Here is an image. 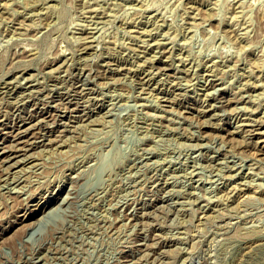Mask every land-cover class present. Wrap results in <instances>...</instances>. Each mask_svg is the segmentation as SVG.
Returning <instances> with one entry per match:
<instances>
[{
	"label": "rangeland",
	"instance_id": "1",
	"mask_svg": "<svg viewBox=\"0 0 264 264\" xmlns=\"http://www.w3.org/2000/svg\"><path fill=\"white\" fill-rule=\"evenodd\" d=\"M0 128V264H264V0H0Z\"/></svg>",
	"mask_w": 264,
	"mask_h": 264
},
{
	"label": "bare ground",
	"instance_id": "2",
	"mask_svg": "<svg viewBox=\"0 0 264 264\" xmlns=\"http://www.w3.org/2000/svg\"><path fill=\"white\" fill-rule=\"evenodd\" d=\"M166 66H167V64H166ZM160 67H161V66H160ZM162 68H163V67H162ZM163 69H164V68H163ZM161 70H162V69H161ZM78 75H79V74H78ZM78 80H79V79H78ZM78 82H79V81H78ZM74 87H76V86H74ZM82 87H83V86H82ZM8 88H9V87H8ZM76 89H77V88H76ZM80 90H82V89H80ZM16 91H17V90H16ZM74 91H75V90H74ZM78 91H79V90H78ZM20 92H21V91H20ZM72 92H73V91H72ZM11 93H12V92H11ZM60 93H61V92H60ZM70 93H71V92H70ZM77 93H79V92H77ZM82 93H83V91H82ZM57 94H58V93H57ZM64 94H65V92H64ZM73 94H74V93H73ZM75 94H76V93H75ZM83 94H84V93H83ZM9 95H10V94H9ZM62 95H63V94H62ZM65 95H66V94H65ZM57 96H59V95H57ZM67 96H68V95H67ZM63 97H64V96H63ZM65 97H66V96H65ZM77 97H78V96H77ZM80 97H81V96H80ZM57 98H58V97H57ZM60 98H62V97H60ZM75 98H76V97H75ZM54 99H56V98H54ZM51 100H52V99H51ZM62 100H63V99H62ZM62 100H61V102H62ZM69 100H70V99H69ZM67 101H68V99H67L65 102H67ZM55 102H56V101H55ZM59 102H60V101H59ZM72 102H73V100H72ZM62 103H63V102H62ZM75 103H79V102H77V100H76ZM60 104H61V103H60ZM60 104H59V105H60ZM68 104H69V102H68ZM59 105H58V106H59ZM65 105H66V104H65ZM20 109H22V108H20ZM68 109H69V108H68ZM18 110H19V109H18ZM58 110H59V109H58ZM64 110H66V109H64ZM52 111H53V110H52ZM66 111H67V110H66ZM33 113H34V112H33ZM33 113H32V114H33ZM41 113H43V112H41ZM48 113H49V112H48ZM30 114H31V113H30ZM15 115H16V114H15ZM20 115H21V114H20ZM33 115H34V114H33ZM49 116H50V115H49ZM18 117H19V116H18ZM18 117H17V118H18ZM27 117H28V116H27ZM42 117H43V116H42ZM45 117H46V116H45ZM30 118H31V117H30ZM49 118H50V117H49ZM56 118H57V117H56ZM18 119H19V118H18ZM22 119H23V118H22ZM32 119H33V118H32ZM44 119H45V118H44ZM32 121H33V120H32ZM36 121H38V120H36ZM42 121H45V120H42ZM243 121H244V120H243ZM248 121H249V120H248ZM38 122H39V121H38ZM249 122H250V121H249ZM43 123H44V122H43ZM62 123H63V122H62ZM255 123H256V122H255ZM19 124H20V123H19ZM34 124H35V123H34ZM34 124H32V125L34 126ZM40 124H41V123H40ZM242 124H243V122H242ZM259 124H260V123H259ZM259 124H258V125H259ZM21 125H22V124H21ZM41 125H42V124H41ZM41 125H40V126H41ZM55 125H56V124H55ZM244 125H245V124H244ZM246 125H247V124H246ZM250 125H251V124H250ZM10 126H11V125H10ZM12 126H13V125H12ZM15 126H16V125H15ZM30 126H31V125H30ZM36 126H37V125H36ZM44 126H46V125L44 124ZM18 127H19V126H18ZM34 127H35V126H34ZM46 127H47V126H46ZM46 127H45V128H46ZM49 127H50V126H49ZM257 127H259V126H257ZM261 127H262V126H261ZM28 128H30V127H28ZM38 128L41 129V127H38ZM246 128H247V127H246ZM251 128H252V127H251ZM0 129H1V128H0ZM13 129H14V128H13ZM30 129H31V128H30ZM32 129H33V128H32ZM39 129H38V130H39ZM42 129H43V128H42ZM50 129H51V128H50ZM248 129H249V128H248ZM248 129H247V130H248ZM258 129H259V128H258ZM16 130H17V129H16ZM20 130H21V129H20ZM51 130H52V129H51ZM53 130H54V129H53ZM244 130H245V129H244ZM253 130H254V129H253ZM18 131H19V130H18ZM21 131H24V130H21ZM256 131H257V130H256ZM26 132H27V131H26ZM48 132H49V131H48ZM246 132H247V131H246ZM2 133H3V132H2ZM8 133H9V132H8ZM22 133H23V132H22ZM42 133H43V132H42ZM255 133H256V132H255ZM261 133H262V131H261ZM261 133H260V135H261ZM252 134H253V133H252ZM17 135H18V134H17ZM40 135H41V134H40ZM258 135H259V134H258ZM258 135H257V136H258ZM6 136H7V135H6ZM23 136H24V135H23ZM25 136H26V135H25ZM15 137H16V136H15ZM15 137H14V138H15ZM19 137H20V136H19ZM33 139H35V138L33 137ZM37 139H38V138H37ZM11 140H12V139H11ZM27 140H28V139H27ZM27 140H26V141H27ZM22 141L24 142L23 139H22ZM26 141H25V142H26ZM35 141H36V139H35ZM6 142H7V141H6ZM25 142H24V143H25ZM38 142H39V141H38ZM261 142H262V141H261ZM12 143H14V142H11V144H12ZM19 143H20V141H19ZM30 143H31V145H32V141H31ZM36 143H37V142H36ZM42 143H43V142H42ZM50 143H51V142H50ZM25 144H28V143H25ZM25 144H24V145H25ZM4 145H5V144H4ZM12 145L14 146V144H12ZM12 145H11V146H12ZM24 145H22V146H24ZM31 145H30V147H31ZM44 145H45V144H44ZM11 146H10V147H11ZM19 146H20V145H19ZM6 147H7V146H6ZM30 147H29V148H30ZM36 147H37V146H36ZM13 148H14V147H13ZM25 148H26V147H25ZM25 148H24V150H25ZM8 149H9V147H8ZM21 149H22V148H21ZM4 150H5V149H4ZM11 150H12V149H10V151H11ZM14 150H15V149H14ZM26 150H27V148H26ZM22 151H23V150H22ZM24 152H25V151H24ZM18 153H19V152H18ZM28 153H29V152H28ZM28 153H27V154H28ZM15 154H17V153H15ZM15 154H13V155L15 156ZM8 155H9V154H8ZM8 155H7V156H8ZM13 155H12V156H13ZM33 155H34V154H33ZM5 156H6V155H5ZM19 156H20V154H19ZM30 156H31V154H30ZM10 157H11V156H10ZM10 157H8V158H10ZM33 157H34V156H33ZM35 157H36V156H35ZM26 158H27V157H26ZM27 159H28V158H27ZM33 159H34V158H33ZM0 160H1V158H0ZM15 160H17V159L15 158ZM20 160H22V159H20ZM12 161H13V160H12ZM23 161H24V160H23ZM6 162H7V161H6ZM8 162H9V161H8ZM24 162H25V161H24ZM0 163H1V161H0ZM3 163H4V162H3ZM3 163H2V165H3ZM13 163H14V162H13ZM15 163H16V162H15ZM15 163H14V164H15ZM17 163L20 164V162H17ZM14 164H13V165H14ZM21 164H22V163H21ZM24 164H25V163H24ZM0 165H1V164H0ZM2 165H1V166H2ZM13 165H11V168L13 167ZM35 165H36V163H35ZM6 166H7V165H6ZM8 166H9V165H8ZM14 166H15V165H14ZM5 168H6V167H4V170H5ZM8 168L11 169L10 167H8ZM1 172H2V171H1ZM14 175H15V174H14ZM7 176H8V175H7ZM11 176H12V175H11ZM16 179L18 180V178H16ZM20 179H21V178H20ZM19 181H20V180H19ZM11 182H12V181H11ZM11 182H10V183H11ZM13 182H14V180H13ZM9 185H10V184H9ZM10 190H11V189H10ZM11 192H12V191H11ZM16 197H17V196H16ZM15 199H17V198H15ZM18 199H19V197H18ZM18 199H17V200H18ZM35 214H36V213H35ZM44 216H45V215H44ZM35 219H36V218H35ZM38 221H39V220H38ZM40 221H41V220H40ZM36 222H37V221H36ZM30 225H31V223H30ZM31 227H32V226H31ZM7 231H8V230H7Z\"/></svg>",
	"mask_w": 264,
	"mask_h": 264
}]
</instances>
